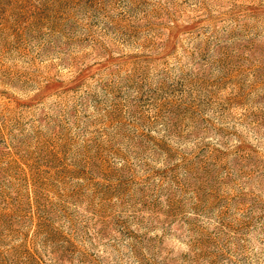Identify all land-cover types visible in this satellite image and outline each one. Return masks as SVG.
<instances>
[{"label": "rangeland", "instance_id": "1", "mask_svg": "<svg viewBox=\"0 0 264 264\" xmlns=\"http://www.w3.org/2000/svg\"><path fill=\"white\" fill-rule=\"evenodd\" d=\"M0 264H264V0H0Z\"/></svg>", "mask_w": 264, "mask_h": 264}]
</instances>
